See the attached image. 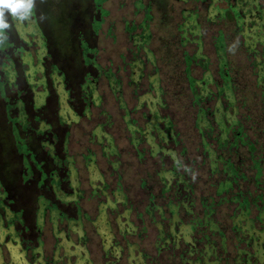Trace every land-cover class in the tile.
I'll list each match as a JSON object with an SVG mask.
<instances>
[{"label":"rangeland","instance_id":"374dc122","mask_svg":"<svg viewBox=\"0 0 264 264\" xmlns=\"http://www.w3.org/2000/svg\"><path fill=\"white\" fill-rule=\"evenodd\" d=\"M0 37V264H264V0H34Z\"/></svg>","mask_w":264,"mask_h":264},{"label":"clouds","instance_id":"9594fccd","mask_svg":"<svg viewBox=\"0 0 264 264\" xmlns=\"http://www.w3.org/2000/svg\"><path fill=\"white\" fill-rule=\"evenodd\" d=\"M34 0H0V37L10 28L9 16L26 20L32 12Z\"/></svg>","mask_w":264,"mask_h":264}]
</instances>
